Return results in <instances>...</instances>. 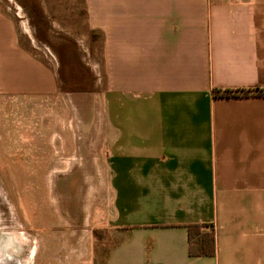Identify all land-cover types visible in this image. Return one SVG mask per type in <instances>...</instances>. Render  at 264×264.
I'll return each instance as SVG.
<instances>
[{
    "label": "crops",
    "instance_id": "obj_1",
    "mask_svg": "<svg viewBox=\"0 0 264 264\" xmlns=\"http://www.w3.org/2000/svg\"><path fill=\"white\" fill-rule=\"evenodd\" d=\"M17 3L48 19L39 0ZM82 3L102 33L107 119L97 159L53 179V241L33 264H264V95L215 92L264 88V0ZM20 38L0 9V91L55 92ZM95 183L98 198L78 197ZM196 224L214 255L189 254Z\"/></svg>",
    "mask_w": 264,
    "mask_h": 264
},
{
    "label": "rangeland",
    "instance_id": "obj_2",
    "mask_svg": "<svg viewBox=\"0 0 264 264\" xmlns=\"http://www.w3.org/2000/svg\"><path fill=\"white\" fill-rule=\"evenodd\" d=\"M39 2L49 12L48 19L39 16L46 26V39L38 32L37 15L25 20L17 0H0V9L19 27L20 44L51 69L58 83L50 94L0 91V264H33L41 241L51 247L57 197L53 179L67 176L72 165L97 159V133L107 119L102 103L106 88L102 33L89 28L82 0ZM35 32L37 37L30 38ZM49 43L58 47L59 57ZM71 51L78 60L70 61ZM98 186L86 184L78 197L98 198ZM104 237L108 248L114 237L109 232L100 235ZM103 249L99 243L97 255L102 257Z\"/></svg>",
    "mask_w": 264,
    "mask_h": 264
},
{
    "label": "trees",
    "instance_id": "obj_3",
    "mask_svg": "<svg viewBox=\"0 0 264 264\" xmlns=\"http://www.w3.org/2000/svg\"><path fill=\"white\" fill-rule=\"evenodd\" d=\"M37 20L40 23V29L38 32L42 35L44 39L46 37L44 36L46 31V26L43 23L42 19L37 16ZM44 31V32H42ZM37 32V33H38ZM51 47L55 48L58 57L60 56V51L58 47L53 44L49 43ZM75 52V51H74ZM69 57H66V59L71 60H78V56L76 53H73L71 51V55H68ZM62 62H64V58H60ZM63 64V63H62ZM216 94L222 95V96H235V95H250V94H257V95H264V88H233V89H217L215 90ZM206 225L204 224H196L189 227V254L191 256H198V255H214L216 253V238L213 231H206L204 228Z\"/></svg>",
    "mask_w": 264,
    "mask_h": 264
},
{
    "label": "bare ground",
    "instance_id": "obj_4",
    "mask_svg": "<svg viewBox=\"0 0 264 264\" xmlns=\"http://www.w3.org/2000/svg\"><path fill=\"white\" fill-rule=\"evenodd\" d=\"M1 192V191H0ZM0 198H2V197H0ZM3 200V199H2ZM2 200H0V202L2 201ZM4 232H6L5 230H4ZM3 237V236H2ZM12 241H13V237H12ZM10 244V243H9ZM3 245V244H2ZM8 247H6V249H7ZM1 249V248H0ZM9 249V248H8ZM11 250V249H10ZM9 251V250H8ZM7 252V251H6ZM8 253V252H7ZM15 253V252H14ZM10 256V255H9ZM7 259V258H6ZM15 260H17V259H15ZM4 261V260H3Z\"/></svg>",
    "mask_w": 264,
    "mask_h": 264
}]
</instances>
